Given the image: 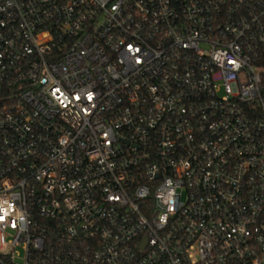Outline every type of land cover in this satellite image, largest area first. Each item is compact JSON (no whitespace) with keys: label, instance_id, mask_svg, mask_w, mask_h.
Here are the masks:
<instances>
[{"label":"built area","instance_id":"obj_1","mask_svg":"<svg viewBox=\"0 0 264 264\" xmlns=\"http://www.w3.org/2000/svg\"><path fill=\"white\" fill-rule=\"evenodd\" d=\"M0 264H264V0H0Z\"/></svg>","mask_w":264,"mask_h":264}]
</instances>
